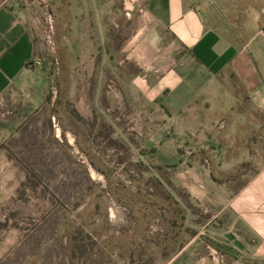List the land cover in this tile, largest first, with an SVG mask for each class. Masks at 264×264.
Segmentation results:
<instances>
[{
    "label": "crops",
    "instance_id": "1",
    "mask_svg": "<svg viewBox=\"0 0 264 264\" xmlns=\"http://www.w3.org/2000/svg\"><path fill=\"white\" fill-rule=\"evenodd\" d=\"M45 1L63 57L62 109L78 126L79 150L94 149L91 133L94 141L120 137L131 150L138 142L161 166L197 150L181 225L190 236L175 240L172 260L215 264L211 246L227 264H264V0ZM38 4L0 0V99L33 87ZM119 21L136 27L121 34ZM117 101L144 119L147 138L116 123ZM246 165L258 172L238 174Z\"/></svg>",
    "mask_w": 264,
    "mask_h": 264
},
{
    "label": "rangeland",
    "instance_id": "2",
    "mask_svg": "<svg viewBox=\"0 0 264 264\" xmlns=\"http://www.w3.org/2000/svg\"><path fill=\"white\" fill-rule=\"evenodd\" d=\"M46 3L40 0L31 13L37 25L33 87L11 88L0 99V264L190 263L172 259L175 240L190 236L181 225L189 222L186 192L197 150L181 149L182 164L161 166L138 142L131 150L120 137L94 141L96 133L88 139L94 149L83 144L79 150L78 126L62 109L63 57L54 49ZM135 23L119 21L118 31L129 34ZM117 102L110 113L116 123L147 138L144 119L127 116L125 102ZM258 168L241 166L238 174L250 177ZM208 251L211 263L227 264L215 248Z\"/></svg>",
    "mask_w": 264,
    "mask_h": 264
},
{
    "label": "trees",
    "instance_id": "3",
    "mask_svg": "<svg viewBox=\"0 0 264 264\" xmlns=\"http://www.w3.org/2000/svg\"><path fill=\"white\" fill-rule=\"evenodd\" d=\"M159 182H160V180H159Z\"/></svg>",
    "mask_w": 264,
    "mask_h": 264
}]
</instances>
